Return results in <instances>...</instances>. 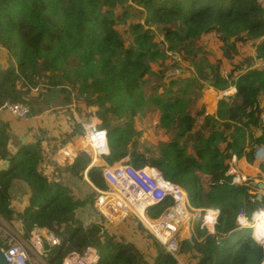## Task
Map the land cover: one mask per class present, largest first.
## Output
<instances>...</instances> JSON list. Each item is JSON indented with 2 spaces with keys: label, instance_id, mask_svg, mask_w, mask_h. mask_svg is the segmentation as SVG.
<instances>
[{
  "label": "trees",
  "instance_id": "1",
  "mask_svg": "<svg viewBox=\"0 0 264 264\" xmlns=\"http://www.w3.org/2000/svg\"><path fill=\"white\" fill-rule=\"evenodd\" d=\"M130 1L0 0V45L14 61L8 69L0 70V109L4 104L13 103H23L29 108L31 101L26 96L32 89L37 90L39 79L46 85V93L40 95L42 102L50 107L52 102L63 107V101L58 99L64 92L63 82L79 83L78 97H84L80 100L81 106H96V116L101 121L99 128L106 130L109 155L105 162L108 165L129 156L134 167L146 164L154 167L164 179L188 193L191 207L202 209L199 217L212 215L211 210L204 209L224 207L220 217L222 235H213L201 242L184 240L179 254L195 253L196 264H261L264 252L251 239L250 230H238L234 225V214L242 209L250 216L256 206L250 203L247 188L230 184V177L225 173L232 155L238 159L243 156L246 133H251L250 150L245 155L249 164L254 159L253 146L264 149L261 118L264 109L260 106V100H264V68L255 65L257 60L264 61L263 9L255 0H137L142 7L138 16L130 19L125 10L121 17L114 15V10L126 8ZM141 15H144L145 25L162 26L168 52L190 51L193 40L209 32L217 33L222 55L229 59L241 54V44L256 42L254 56L245 53L227 72V79L222 77L218 61L211 78L202 77L219 90L228 85L236 89L233 99L226 97L218 102L216 119L205 117L201 129L207 128L208 135L194 133L196 119L184 112V97L148 96L141 89L142 80L151 71L150 64L167 58L153 32L137 21ZM119 22H127L131 42L127 43L115 30ZM201 68L197 67L199 73L204 71ZM192 86L190 83L188 88ZM202 87L198 83L193 91L192 100L196 99L195 105L200 109L197 116L205 111L199 104L201 96L197 95ZM150 104L160 113L159 127L171 129L176 124L177 131L169 142L157 144L158 157L146 159L137 151L139 135L132 123ZM29 110L36 113L33 108ZM80 127L78 124L76 131ZM256 132L259 133L255 135ZM8 140L7 126L0 123V218L10 225L19 220L24 239L33 227L55 233L60 246L52 251L50 264H59L65 250L80 252L88 246L96 250L105 247L104 253L99 250L100 264H147L133 243L114 240L113 228L101 232L103 226L99 222L86 226L82 223L78 210L92 204L97 195L91 192L84 198L74 197L71 190L58 181L59 172L48 160L49 152L41 145L45 140L22 145L15 152L7 147ZM189 140L194 156L187 154ZM88 163L89 160L78 158L67 171L78 176ZM260 169L264 172V163ZM197 173L209 177L206 190ZM88 179L98 188L96 174L88 175ZM13 181L27 189L26 206L18 214L10 207L9 188ZM165 205L167 203L148 213L155 217ZM129 222L128 219V227ZM153 245L152 264H178L159 244L154 242Z\"/></svg>",
  "mask_w": 264,
  "mask_h": 264
},
{
  "label": "built area",
  "instance_id": "2",
  "mask_svg": "<svg viewBox=\"0 0 264 264\" xmlns=\"http://www.w3.org/2000/svg\"><path fill=\"white\" fill-rule=\"evenodd\" d=\"M263 9L264 0H255ZM236 93L235 88L223 92V96H231ZM0 110L7 111L16 119H27L29 108L23 103L4 104ZM264 122V114L262 115ZM80 136L87 142V147L81 154L89 159V163L83 172V179L90 184L88 170L97 166L96 161L109 155V145L105 130L91 131L80 130ZM264 150L255 152V161L252 167L259 168L264 161ZM101 179L106 187L97 191L95 211L103 219L105 225L101 232L108 228L120 227L123 222L133 218L148 231L162 247L163 251L178 262L179 246L184 240L201 242L210 236H220V217L224 207H216L211 210L210 217H199V210L191 207L188 193L180 186L164 179L160 172L150 165L134 167L128 158H124L115 164L103 165ZM225 176L230 177V184L246 187L251 195L252 202L258 201L257 196L264 193L257 188L258 182L264 185V174L261 178L243 174L238 167V159L232 156L228 163ZM167 203L164 209L152 217L148 211ZM262 210H255L250 216H246L240 209L235 215V229L251 230L250 237L264 252V237L255 236L254 226L257 224L252 215ZM20 223V222H19ZM58 236L45 229L33 227L27 239L12 230L0 219V254L7 264H48L47 258L54 248H59ZM99 252L88 246L80 252L76 250L63 251L59 264H100ZM264 264V259L261 262Z\"/></svg>",
  "mask_w": 264,
  "mask_h": 264
},
{
  "label": "rangeland",
  "instance_id": "3",
  "mask_svg": "<svg viewBox=\"0 0 264 264\" xmlns=\"http://www.w3.org/2000/svg\"><path fill=\"white\" fill-rule=\"evenodd\" d=\"M127 4H128V6L126 8H118V9L114 10V15L117 17H121L123 11L125 10L126 13H128L130 19H133V16H138L139 12L142 11V7L140 4L137 3V0H131ZM137 21L140 24L144 25L145 29L148 28L153 32V34L155 36V41H157L158 43H161V48H163L167 54V58H165L162 62H156V63L150 64V70L151 71L148 74V76L144 77V79L141 82V89H143V91L148 96L157 95V96L174 98L176 95H179V93H180L179 88L180 87L183 88V85H182L183 83H181V82H183V80L187 79L189 76L190 77L196 76V78L201 79L200 81H202L204 83V84H202L203 85L202 88L204 89V88H206L205 87L206 84L208 86H210V84H209V81L202 80V77H205V78L208 77L209 79L211 78V76L213 75V68L216 66L217 61L219 62V69L221 71H223L222 77L224 79H226L224 76H226L227 72L230 70L232 65H234L237 61H240L245 53H250L252 56H254V46L256 45V42L252 43L250 41H246L244 44H241L239 46V52L241 54L237 55L234 59H229L226 56H223L222 55V49H221L222 46H221V43L219 42V40L217 38L218 35L216 32H211V33L209 32L207 34H202V35H200L199 38L194 39L193 40V48L190 51L182 49L183 51L181 53L180 52L179 53L168 52L166 44L163 41L164 33L162 32L163 31L162 26H157V25L147 26V25H145L144 15H141V17H137ZM167 26L170 27V25H167ZM114 28L127 43L131 42V37L129 36L128 31L126 30L127 29V22H119L118 24H116L114 26ZM198 49H200V51H198ZM201 59H204V60L202 61ZM192 63L195 65H193ZM161 64H163V65H161ZM255 65L258 68L263 69L264 68V66H263L264 61L263 60H259V61L257 60V63H255ZM197 67H199V68L202 67L201 69H203L204 71L199 73L200 71L197 70ZM179 68L183 69L184 71L182 72V74H179L180 76L175 77V75H173V71H174V69H179ZM190 69L193 71V73L190 71ZM217 69H218V67H217ZM46 75H48V73H46ZM172 81H177V82L170 85V82H172ZM38 82H39V84H38L39 86L37 87V94H34L33 96H31L29 98L27 97V99H29L30 101L34 100L33 97H38L40 99V101H42V99H41L42 97L40 95L46 93V90H45L46 85L43 82V79H39ZM63 84H65L64 85L65 86L64 92L60 93L58 99H60V101H63L64 107L67 105L65 103L67 100H70V101H72V103H75V106H77V102L81 105L80 100H82L84 97L83 96L78 97L77 92L79 89V83H76L75 81H73V83H71V84H69L67 82H63ZM197 85H198V82H195V84H193V86L187 90L188 91V97L186 98L187 101L190 102L189 105H191V108H193L194 111L200 110L199 106L195 105L196 99L194 101L191 100V99L195 98L193 91L197 88ZM228 86H227V88H228ZM34 90H36V89H34ZM200 92L197 93L199 98L201 95ZM94 95L95 94L92 95V98H94ZM262 99H264V98H262ZM220 100H221V96L219 95L218 101H220ZM72 103L70 102V104H72ZM260 106H262V108L264 109V100H260ZM64 107H62V108H64ZM88 107L93 108L94 114H96V112L98 111V108L96 106H88ZM88 107L84 108L87 120H84L83 122L88 121V116H87V113H88L87 109H89ZM62 108L57 107V108H53V109H54V111L60 112ZM208 109H212V107L211 108L208 107ZM205 112H206V110L204 111V113ZM158 113H159L158 110L150 104L146 108L144 107L133 118V123H132L133 129L135 130V132H139L138 135H140L139 138H136V141L138 144L137 149L140 148L141 146L145 147V150L147 151V153H151L152 157H154L153 151L157 153V149L154 146L156 141L157 142L160 140L168 141V140H170L171 135H172V138L175 135V134H170V133L160 134L157 129H154V130L151 129L153 126L157 125L156 124V120H157L156 117H157ZM263 113L264 112H262V114ZM196 120H197L196 122L198 123L199 120H203V117L201 116ZM262 120H263V118H262ZM158 123H159V121H158ZM197 123L195 124L193 130H197L199 128V125ZM111 124H113V121H111ZM158 126H159V124H158ZM79 131H80V129H79ZM149 131H151L153 133V136H151L149 134ZM247 134L248 135H247L246 140L249 143L251 136L249 133H247ZM254 149L260 151L261 147L255 146ZM187 151L190 154H193L192 152H190L191 150L189 149V147H188ZM102 159L104 160V158H102ZM254 161H255V158L253 159L252 162H254ZM263 163H264V161L262 163H260L259 166L261 167V165ZM44 171H47V170L45 169ZM101 171H102V169H99L97 172L101 173ZM91 172H90V174H91ZM90 174H89V176H90ZM202 178L205 179L206 183H204V184H207L208 178L206 177V175H205V177H202ZM257 178L260 179L261 176L259 175ZM57 179H58V181L61 179V173L60 172H59V177ZM74 181H75V183H71V182L67 183L66 181H63V182L61 181V183L65 184L71 190L72 195L74 197L82 198L80 195H83L86 192H88L89 194L91 192H95V191H90V189H88V187L85 184L83 177L80 178V177L76 176V179H74ZM101 187L103 188V185H101ZM21 192L22 191L20 190L19 193H21ZM23 194L25 195V198H26L27 193L23 192ZM96 195H97V193H96ZM96 198H97V196L93 200L92 204H87L85 206L86 212L84 213V215H81V214H79V212H77L78 218L81 219L82 223H84L85 226L90 225L91 223H94V222H99L102 226L105 225L103 219L99 217L98 213L94 209L96 207ZM250 203H254L253 206H256L255 210H264V199H262L261 201H254V202H252L250 200ZM12 210L15 211L16 214H18L20 212V211H17L16 209H12ZM14 219H16L15 216H14ZM129 220L131 222H132V220L134 221L133 223L129 222L131 224L130 227L127 226L128 223L126 224V222H128V220H127L126 222L124 221L120 227L114 228V230L116 232V236L114 237V240L115 241H121L122 239H125V241L127 243H133L137 247V249L144 255L147 264H152V259L155 256V247H154L153 243L156 242L158 244V242L153 238V236L148 231H146L143 227H141L135 219L129 218ZM17 221H18L17 223L19 226L15 223L16 221H12V225L7 224V223L6 224L9 225V227L12 230L16 231L22 237V228L20 225L21 222L19 220H17ZM19 222H20V224H19ZM147 233L150 235L151 238L148 237ZM53 250L54 249L51 250V252L49 253V257L47 258L46 262L48 264H50V257H51ZM99 250L101 253H104L105 247H101V249H99ZM99 250H98V252H99ZM188 255H191V256H188ZM195 255L196 254L191 252V251L186 252L184 254L177 255L178 264H196L197 263V257Z\"/></svg>",
  "mask_w": 264,
  "mask_h": 264
},
{
  "label": "crops",
  "instance_id": "4",
  "mask_svg": "<svg viewBox=\"0 0 264 264\" xmlns=\"http://www.w3.org/2000/svg\"><path fill=\"white\" fill-rule=\"evenodd\" d=\"M11 62L14 63V61L10 58L7 51L0 45V70L8 69ZM183 71L184 70L181 68L174 69L173 75H175V77L180 76L179 74H182ZM190 71L193 73L191 69ZM189 77L187 79H184L183 82H181L183 83L182 84L183 88L181 87L179 88L180 93L179 95H176V96H179L181 98L184 97L185 99L188 97V91H187L189 89L188 85L190 83L195 84V82H198L196 76L190 77V78ZM175 82L177 81H174V83ZM198 83L204 84L202 81ZM19 87H21V84H19L18 88ZM205 87L206 88H204L201 91V95H200L201 98H200L199 104L204 107L206 112L204 113V115H201L203 117V120H199L198 123L195 122V124L197 123L199 125V128L193 131L194 133L201 132L205 135H208L209 133L208 129L205 128V130H203L201 129V127H203L204 119L206 116H210L216 119L219 95L221 96V99H222L221 92L223 90L213 88L211 86H208L207 84L205 85ZM194 91H196V89ZM34 94H37V90L32 89L30 94L26 96V99L27 97L29 98L33 96ZM233 98L234 97H231L229 99H233ZM33 99L34 100L31 101V106L29 107V109L31 108V111H32V108H33L36 111V113L33 114L29 110L30 113L27 119H16L12 117L7 111L0 110V123L7 126V133L9 136L7 147L9 148L10 151L15 152L16 149L22 145H25L28 143L33 144L38 139L45 140L44 142H42L41 145L47 152H49L47 154V158L50 161V163L61 173L60 181L62 182L66 181L67 183L68 182L75 183L74 179H76V176H77L76 173L66 171V170L69 167H71L75 163V161L78 160V158H81L82 161L89 160L87 157L81 154V151L87 147V142L85 141L84 138L80 136L79 134L80 131L79 132L76 131V126L80 124L81 125L80 130L81 129L82 130L84 129L87 131H91L92 129L98 130L101 124L100 123L101 121L96 116V114L93 113V108L88 107L89 108L87 109L88 110V113H87L88 121L83 122L84 120H87L84 107H82L78 103H77V106H75V103H72V101H71L72 104H67L65 107L63 106L64 108L61 107L62 108L61 111L59 112V114H57L56 112L52 111L53 108L58 107L53 102L51 103V107H50L44 104V102L40 101L38 97H33ZM189 104H190L189 101H187L186 99V105L184 107V112L190 113V115L193 116L195 119H198L199 117H201V116H197V113H196L197 111H194V109L191 108V105ZM208 107L209 108L212 107V109H208ZM159 118H160V113H158L156 117L157 125L153 126L151 129L153 130L157 129L160 134H165V133L175 134L176 133L177 131V129L175 128L176 124H174V128H171V129L161 128L158 126ZM136 133L138 134L139 132H136ZM258 133L259 132H256L255 135H257ZM149 134L153 136V133L151 131H149ZM253 134L254 133H252V135ZM247 135L248 134L246 133V138H247ZM173 138L171 135L170 140H172ZM170 140L168 141L160 140L158 142L156 141L154 146L156 147L158 143L160 142L166 143V142H169ZM188 142L189 144L187 145V149L189 147V149L191 150L190 152L193 153L190 147L191 146L190 140ZM58 144H61V145L57 147V150L55 152L51 153L54 147ZM248 145L249 143L245 139V148L242 151L244 154L241 158L238 159V167L241 173L248 174V175H251L257 178L260 175L259 168L252 167V165L249 164L246 160L245 155L250 150L249 149L250 147H248ZM222 147L224 148L225 144H223ZM137 151L143 154L146 159L152 157L151 153H147V151L145 150V147L141 146L140 148L137 149ZM153 153H154L153 158L159 156L158 151L157 153L153 151ZM254 153H255V150H254ZM187 154H190V153L187 151ZM190 155L194 156V153ZM128 159L130 161L129 156H128ZM96 163H98V165L88 170L87 174L89 175L90 172L92 171L91 174L97 175L96 185L98 186V188L93 187L91 182L90 184L85 182V184L88 187V189H90V191H95L97 193V191L102 190L104 187H106L104 181L102 180L100 181L101 173H98L97 171L99 169H102L101 167L103 165H108V164L105 162V157H104V160L102 159V160L96 161ZM87 165L83 168L82 171L78 173V177L80 178L83 177L82 175ZM197 175L202 181L203 189L206 190L207 185L209 184V177L206 176L208 178V182L207 184H204L206 182H205V179H203L202 177H205V175L200 174V173H197ZM101 185H103V188L101 187ZM20 190L22 191L21 193H19ZM23 192L27 193V189L25 185L17 181H13L11 183V186L9 188V193H10V198H11L10 207L12 209L21 211L25 207L27 197L25 198V195L23 194ZM88 194L89 193L86 192L85 194L80 195V196L84 198ZM78 212H80L79 214L84 215V213L86 212V207L78 210ZM16 224L18 225V223Z\"/></svg>",
  "mask_w": 264,
  "mask_h": 264
},
{
  "label": "bare ground",
  "instance_id": "5",
  "mask_svg": "<svg viewBox=\"0 0 264 264\" xmlns=\"http://www.w3.org/2000/svg\"><path fill=\"white\" fill-rule=\"evenodd\" d=\"M252 219H256L257 224L254 226L255 236L264 237V210L260 213H257L256 216H251Z\"/></svg>",
  "mask_w": 264,
  "mask_h": 264
},
{
  "label": "clouds",
  "instance_id": "6",
  "mask_svg": "<svg viewBox=\"0 0 264 264\" xmlns=\"http://www.w3.org/2000/svg\"><path fill=\"white\" fill-rule=\"evenodd\" d=\"M225 78H226V76H224ZM227 79V78H226ZM230 88H235V86L234 85H229L228 86V88L227 89H225V90H223L222 92H221V95H222V98H226V97H228V98H231V97H234L235 96V94L234 95H231V96H223V92H225V91H228ZM236 90V89H235ZM263 112H264V110H263ZM264 114V113H263ZM262 114V115H263ZM262 115H261V118H262ZM264 123V122H263ZM100 129V128H99ZM102 130H105V129H102ZM106 131V130H105ZM261 148H263V147H261ZM264 150V149H263ZM255 152H256V149H255ZM264 155V154H263ZM233 156V155H232ZM231 156V157H232ZM235 156V155H234ZM128 158V157H127ZM254 158H255V153H254ZM238 159V158H237ZM253 164V162L251 163V165ZM259 170H260V166H259ZM260 173H263L264 174V172L263 171H261L260 170ZM258 184H262L261 182H258ZM257 184V185H258ZM262 186L264 187V185L262 184ZM258 188V187H257ZM259 189V188H258ZM262 192H263V190L262 189H260ZM264 193V192H263ZM261 194H259V196H260ZM262 199H264V195H261V200ZM258 200V199H257ZM261 200H258V201H261ZM249 230V229H248ZM250 234H251V230H250ZM254 242V241H253ZM254 243H256V242H254ZM257 244V243H256ZM262 249V248H261ZM264 259V258H263ZM263 261V260H262Z\"/></svg>",
  "mask_w": 264,
  "mask_h": 264
},
{
  "label": "water",
  "instance_id": "7",
  "mask_svg": "<svg viewBox=\"0 0 264 264\" xmlns=\"http://www.w3.org/2000/svg\"><path fill=\"white\" fill-rule=\"evenodd\" d=\"M257 187H258L259 189H262L263 192H264V187L262 186V184H258ZM257 199H258V200H261V195H260V196L258 195V196H257ZM0 264H7V263L4 261V259H3V257H2L1 254H0Z\"/></svg>",
  "mask_w": 264,
  "mask_h": 264
}]
</instances>
